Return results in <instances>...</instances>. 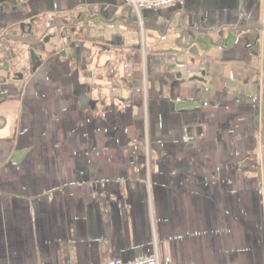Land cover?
Segmentation results:
<instances>
[{
  "label": "crops",
  "instance_id": "0c3cea01",
  "mask_svg": "<svg viewBox=\"0 0 264 264\" xmlns=\"http://www.w3.org/2000/svg\"><path fill=\"white\" fill-rule=\"evenodd\" d=\"M151 254L264 264V0H0V264Z\"/></svg>",
  "mask_w": 264,
  "mask_h": 264
},
{
  "label": "built area",
  "instance_id": "2783aa9c",
  "mask_svg": "<svg viewBox=\"0 0 264 264\" xmlns=\"http://www.w3.org/2000/svg\"><path fill=\"white\" fill-rule=\"evenodd\" d=\"M125 1L137 13H139L143 9H155L160 7H167L182 2V0H125ZM98 264H160V260L157 254H151L147 256H141L132 261H123L121 259L113 258Z\"/></svg>",
  "mask_w": 264,
  "mask_h": 264
},
{
  "label": "water",
  "instance_id": "95a60500",
  "mask_svg": "<svg viewBox=\"0 0 264 264\" xmlns=\"http://www.w3.org/2000/svg\"><path fill=\"white\" fill-rule=\"evenodd\" d=\"M132 10V9H131ZM134 21H136L137 20V17L136 16H133V18H132ZM196 49H197V47H196V45H194V46H192L191 48H190V51L191 52H196ZM174 65L172 64L170 67H173Z\"/></svg>",
  "mask_w": 264,
  "mask_h": 264
}]
</instances>
